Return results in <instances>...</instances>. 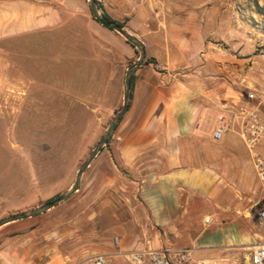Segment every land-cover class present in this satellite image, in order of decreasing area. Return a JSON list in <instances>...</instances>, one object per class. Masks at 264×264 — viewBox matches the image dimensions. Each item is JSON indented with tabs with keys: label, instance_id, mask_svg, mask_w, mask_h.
Here are the masks:
<instances>
[{
	"label": "crops",
	"instance_id": "obj_1",
	"mask_svg": "<svg viewBox=\"0 0 264 264\" xmlns=\"http://www.w3.org/2000/svg\"><path fill=\"white\" fill-rule=\"evenodd\" d=\"M178 2L183 6L178 8ZM186 2L119 0V20H128L126 28L155 62L144 61L134 70L127 110L108 146L83 174V214L68 229L54 232L59 237L55 245L35 251L39 264H60L57 258H68L63 253L73 260L87 258L97 249L123 262L132 252L170 248H190L195 262L206 264L215 263L201 253L219 250L222 263L235 264L225 256L259 241L252 209L261 192L252 156L237 128L213 138L225 108L245 101L235 80L248 82L250 65L216 53L202 58L201 51L213 44L205 41L208 23L201 14L207 20L211 14L190 10ZM86 10V0H0V109L17 114L31 108L23 101L30 81L45 77L30 73L38 70L35 64H21L11 73L6 53L38 34L59 31L66 18L82 28ZM92 49V44L75 42L62 47L67 52ZM95 58L91 53L53 59V105L68 98L65 92L87 91L88 96L92 83L108 80V67ZM135 60L136 52L119 36V105L123 68ZM11 87L20 97L9 95ZM54 253L55 260L41 263Z\"/></svg>",
	"mask_w": 264,
	"mask_h": 264
},
{
	"label": "rangeland",
	"instance_id": "obj_2",
	"mask_svg": "<svg viewBox=\"0 0 264 264\" xmlns=\"http://www.w3.org/2000/svg\"><path fill=\"white\" fill-rule=\"evenodd\" d=\"M98 2L103 4L104 11L110 18L124 21L119 20V0ZM186 5L190 10L197 9L203 13L208 11L211 14V20L205 19L206 15L201 14V19L208 23L206 30L209 28V32L204 29L207 34L205 41L213 44L208 51H201V57L216 53L221 58L247 60L250 65L249 80L239 85L240 81L236 79L235 86H239L244 94L264 96V0H188ZM180 6L183 3L178 2L177 7ZM83 16L86 19H82V28L72 26L73 22L66 18L59 31L38 34L29 38L24 47L6 53L11 73L21 64H35L34 67H38V70L33 68L30 73L33 76L40 73L45 77L43 82L30 81V92L23 101L31 108L24 107L17 114L0 109V220L13 214L28 212L55 195L65 194L74 183L78 169L121 107L119 35L96 23L88 4ZM90 21L95 22V27L89 25ZM73 27L77 32L72 30ZM126 30L129 31L127 28ZM68 42L92 44L93 49L76 52L62 50L63 44ZM91 53L95 55V60L102 59V64L108 67V80L105 83H92L88 96L87 91L65 92L64 95H69L68 98H61L53 105L50 98L53 59L59 57L61 60H68L70 54H77L80 59L83 54ZM125 71L123 68V77ZM10 89L12 92L9 95L20 97L18 90L13 87ZM14 101L16 106L18 100ZM36 102L40 103L38 109H35ZM81 188L82 186L69 199L44 214L2 226V264H39L35 259L40 252L35 251L44 246L55 245L59 237L54 232L68 229L71 220L73 222V219L83 214ZM254 210L253 207L252 213ZM28 229L29 232L20 233ZM114 242L116 243V239ZM98 245L101 246V242ZM65 248L68 249L67 246ZM56 253L49 254L41 263L55 260ZM193 253L195 255L196 252ZM248 253L247 247H237L225 259L231 258L229 263L246 264ZM63 255L68 258H57L60 259V264H88L90 258L98 255L105 256L107 264H128L126 260L122 262L119 258L104 254L100 249L87 254L88 257L83 259L73 260L72 257ZM199 257L210 259L211 263L224 264L220 260L219 250L203 251Z\"/></svg>",
	"mask_w": 264,
	"mask_h": 264
},
{
	"label": "built area",
	"instance_id": "obj_3",
	"mask_svg": "<svg viewBox=\"0 0 264 264\" xmlns=\"http://www.w3.org/2000/svg\"><path fill=\"white\" fill-rule=\"evenodd\" d=\"M246 100L232 104L218 117L213 138L219 140L237 128L239 136L252 156L254 177L261 192L260 201L252 213L255 225L260 230L256 244L249 246L246 264H264V96L247 93ZM206 224L210 219L205 220ZM128 264H206L194 262L189 248L166 250H142L128 254ZM0 264H2L0 260ZM88 264H107L103 255L89 259Z\"/></svg>",
	"mask_w": 264,
	"mask_h": 264
},
{
	"label": "water",
	"instance_id": "obj_4",
	"mask_svg": "<svg viewBox=\"0 0 264 264\" xmlns=\"http://www.w3.org/2000/svg\"><path fill=\"white\" fill-rule=\"evenodd\" d=\"M86 1L88 4V8L93 16V19L97 23H99L102 27L112 30L113 32L117 33L127 43L132 45L138 51V58L130 66H128L125 71L122 105L119 108V110L116 112L114 117L111 119L107 129L105 130L104 134L99 139L97 144L94 146V148L90 152L87 159L83 162V164L78 169L76 173L75 181L72 184V186L69 188V190L65 194L61 195L60 197L52 201H48L44 203L43 205L36 207L28 212L13 214V215H10L0 220V228L4 225L10 224L16 221L29 219V218H33L41 214H44L48 212L49 210L58 206L60 203L66 201L71 196H73V194H75L81 186V178L85 170L90 166V164L95 159V157L101 152L102 148L105 147L108 138L110 137L116 125L119 123V121L123 117L125 111L127 110L129 99H130V78L134 70L143 65V62L146 58L145 46L140 39H138L136 36H134L129 31H127L125 27H122L115 22L107 20L104 17L102 11L98 8L96 0H86ZM29 231L30 229L26 230L25 232H20V233L24 234Z\"/></svg>",
	"mask_w": 264,
	"mask_h": 264
},
{
	"label": "trees",
	"instance_id": "obj_5",
	"mask_svg": "<svg viewBox=\"0 0 264 264\" xmlns=\"http://www.w3.org/2000/svg\"><path fill=\"white\" fill-rule=\"evenodd\" d=\"M96 3L98 4V6H99V8L101 9V10H103V15H104V17L107 19V20H109V21H112V22H115V23H117V24H119L120 26H122V27H124L125 25H126V22L128 21L127 19H125L123 22H119V21H115V20H113L112 18H110L109 17V15L104 11V6H103V4L101 3V2H98V0H96ZM264 11V10H263ZM94 20V19H93ZM95 21V20H94ZM96 22V21H95ZM97 23V22H96ZM107 30H109V29H107ZM109 31H111V32H113L112 30H109ZM125 43H127L126 41H125ZM128 45H130L129 43H127ZM133 49H134V51L136 52V55H138V51L132 46V45H130ZM145 63H154L155 61H154V59H151V58H145ZM134 61H130L129 63H128V66H130L132 63H133ZM133 77H134V72H133V74H132V76H131V78H130V90H132V84H133ZM121 121V120H120ZM119 121V122H120ZM119 124V123H118ZM117 124V125H118ZM117 125H116V127H117ZM116 127L114 128V130L116 129ZM114 130H113V132H114ZM113 132H112V134H113ZM112 134L110 135V137L108 138V140H107V142H106V145H105V147L104 148H106L107 146H108V144H109V142H110V140H111V137H112ZM104 148H102V150L104 149ZM101 150V151H102ZM61 195H55L54 197H52V198H50L48 201H52V200H54V199H56V198H58V197H60ZM47 201V202H48Z\"/></svg>",
	"mask_w": 264,
	"mask_h": 264
}]
</instances>
